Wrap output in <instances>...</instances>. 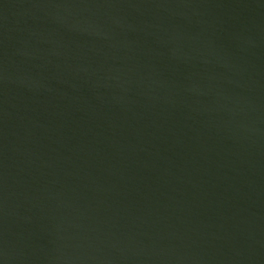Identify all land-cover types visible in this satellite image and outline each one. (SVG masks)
Returning <instances> with one entry per match:
<instances>
[{
	"label": "water",
	"instance_id": "obj_1",
	"mask_svg": "<svg viewBox=\"0 0 264 264\" xmlns=\"http://www.w3.org/2000/svg\"><path fill=\"white\" fill-rule=\"evenodd\" d=\"M0 264H264V0H0Z\"/></svg>",
	"mask_w": 264,
	"mask_h": 264
}]
</instances>
